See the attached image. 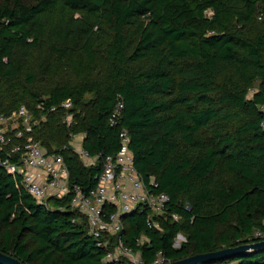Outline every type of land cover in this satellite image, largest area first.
Masks as SVG:
<instances>
[{
    "label": "trees",
    "instance_id": "trees-1",
    "mask_svg": "<svg viewBox=\"0 0 264 264\" xmlns=\"http://www.w3.org/2000/svg\"><path fill=\"white\" fill-rule=\"evenodd\" d=\"M41 98H68L74 115L65 126L60 109L46 114L31 131L44 147L84 131L83 148L102 157L124 129L135 169L167 194L178 217L159 216V229L145 210L122 216L120 236L145 262L264 228V0H0V112L34 110ZM61 153L71 181L95 183L100 158L84 165ZM46 205L0 167V251L25 264H96L103 249L85 217L65 200ZM176 232L185 241L173 247ZM217 260L264 264V249L195 264Z\"/></svg>",
    "mask_w": 264,
    "mask_h": 264
},
{
    "label": "built area",
    "instance_id": "built-area-1",
    "mask_svg": "<svg viewBox=\"0 0 264 264\" xmlns=\"http://www.w3.org/2000/svg\"><path fill=\"white\" fill-rule=\"evenodd\" d=\"M71 101L66 98L57 104H47L43 98L35 103L34 110L23 104L8 113L0 112V167L18 176L19 184L36 203L46 205L48 199L65 200L70 208L85 217L86 233L103 249L96 264H160L168 260L157 251L145 262L138 249L126 244L120 236L122 216L132 211H147L145 224L159 229V216L168 214L173 220L177 214L168 212V196L157 190L152 176L144 179L135 169L129 149V137L124 129L117 133L119 147L112 154L100 157L89 154L82 146L85 132H73L59 147L46 148L31 131L39 125L48 112L60 109L59 121L65 126L74 122ZM122 103L117 99L107 121L117 123ZM264 113V104L259 105ZM264 130V118L260 122ZM77 155L84 165L95 163L101 166L94 175L95 183L87 188L70 180L69 170L61 151ZM47 206V205H46ZM59 208H61L59 206ZM264 227V218L262 219ZM253 236L264 239V228L255 229ZM138 245L144 241L139 235L134 238ZM185 237L176 232L171 245L178 247ZM209 264H230L225 260Z\"/></svg>",
    "mask_w": 264,
    "mask_h": 264
},
{
    "label": "water",
    "instance_id": "water-1",
    "mask_svg": "<svg viewBox=\"0 0 264 264\" xmlns=\"http://www.w3.org/2000/svg\"><path fill=\"white\" fill-rule=\"evenodd\" d=\"M264 249V239L245 240L238 244L221 247L215 250L188 254L174 259H168L160 264H195L202 261H211L230 255L240 254L250 250ZM0 263L2 264H25L12 254L0 251Z\"/></svg>",
    "mask_w": 264,
    "mask_h": 264
}]
</instances>
